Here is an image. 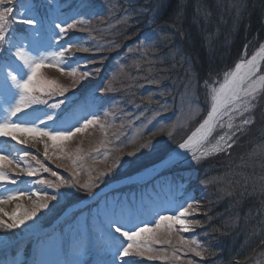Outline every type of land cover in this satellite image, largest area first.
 <instances>
[{
    "label": "rangeland",
    "instance_id": "1",
    "mask_svg": "<svg viewBox=\"0 0 264 264\" xmlns=\"http://www.w3.org/2000/svg\"><path fill=\"white\" fill-rule=\"evenodd\" d=\"M71 1L0 2V11L12 9L6 17L7 39L0 42V91L7 93L11 89L17 92L7 79L8 72L22 76L27 72L13 55L15 47L12 45L19 46L23 43V46L34 55H47L51 62L58 63L65 69L64 72H60L56 67H45L41 70L46 79L54 80L67 89L63 95L58 92L52 95L35 92V96L41 100L48 98V103L68 98L69 103L70 95L81 98L90 95L98 87L100 91L98 100L102 103L95 114L86 116L87 119L98 117L96 123L77 133L71 140L53 146L48 137L35 138L43 145V151L28 145V142H18L25 141L24 138H33L31 136L18 134V140L12 139L11 136H0L1 143L5 141L9 146L0 149V156L12 161L9 164L6 160L0 167V171L7 177L0 181V200L4 201L0 203L2 205L0 220L7 225L13 222L11 219L13 213L23 216L25 211H30L39 204L48 205L47 208H39L32 220L18 227L12 229L0 227V255H3L0 257V264L14 261L15 257H10L8 248L15 243V238L28 235L42 226H49L61 216L67 206L68 209L77 206V202L84 205L99 193L93 204L88 202L82 209L73 210L76 215H70L64 222L59 223L61 228L55 232L59 233V236L38 241V248L32 254L33 264H121L117 258L118 246L114 243L113 237L122 245L126 242L112 231L110 222L121 221V226L125 228L132 225L142 226L144 223L152 225L160 215L178 214L181 208H187L188 205H192V208L189 209L191 215L186 219L198 223H191L187 232L179 230L180 226L177 225L170 235L161 237L160 243L149 241L153 251H145L143 256H132L131 264L224 262L223 256L219 253L220 241L217 239L222 231L216 227L218 225L213 220H219L220 212L229 211L226 209L227 206L221 207V204L224 198L232 199L230 195L232 193L225 187L224 189L218 187L220 185L215 181L219 175L217 170L228 163L231 164L228 167L237 168L242 175H246L247 168V173H251L249 176L246 175L245 189L250 192L249 196L256 197L259 190V193L264 192L262 185L264 172L259 171V166L257 169V166L249 165L250 160L246 158L243 163L245 168L242 169L234 165L232 158L235 153L248 155L247 152L253 151L258 152L259 159L264 161V139L254 140L257 144H253L256 142H248L251 136L246 132L254 123V119L264 112V84L259 81L260 77H264V54L257 55L261 45H264V38L245 45L242 55L235 63L237 65L253 56L257 57L258 70L243 85L244 88L255 86L254 96H245L241 92L239 100L221 110V114L213 122L212 132L207 140L194 142L188 148L177 152L179 145L184 143L208 117L212 105L211 89L218 88L224 82L226 74L235 71V65L223 73L221 78H215L213 82L209 80L210 82L203 86L201 101L194 96L195 86L188 83L191 80L185 78L187 82H182V88L174 100L169 99L152 108L148 104L149 99H156L160 95V90L155 88L156 77L151 67H146L154 60L149 54V49L155 45L157 39H161L158 36L162 34L159 28L151 29L147 18L146 23L140 25L138 15L149 16L146 8L140 6L132 7L130 10L127 3L132 4L135 0H78L81 2V8L80 5L73 4L68 11L63 12L62 6L70 4ZM148 2L151 6V1ZM52 11L54 15H80L74 19L77 22L75 30L81 32L78 34L75 31L72 37L68 33L62 35L59 29L50 23L53 21L48 20ZM101 15L104 18H101ZM29 16L38 21L35 28L20 22ZM71 20L66 19L61 25L66 27L73 23ZM81 20L84 21L83 24L79 23ZM144 26H149L145 33L141 29ZM141 32L143 33L140 35ZM122 33L128 35L125 40L120 39ZM55 34L62 36V39ZM70 44L74 47L64 58L52 59V53L65 49ZM80 48H86L88 51L78 50ZM105 49L110 50L107 52ZM73 68L77 69L76 76L69 74ZM83 72H88L89 75L81 77L80 73ZM17 99L18 96L12 102L6 101L7 99L0 93V123L5 121L27 123L23 125L57 131L72 127L71 124L66 126L70 113L63 116L65 123L62 122L61 126L52 120L43 125L38 124L41 121L39 119L46 116L42 113L44 110L50 111L52 108L50 115L55 114L57 105H60L57 103L44 104L37 110L38 105L33 104L16 116H11L10 108ZM84 104L88 105V102ZM82 110L83 106L76 109L78 117L81 116ZM169 112H172L173 116L161 120ZM225 112L227 114H224ZM246 120L248 123H244ZM238 135L241 139H246L243 143L245 145L236 142ZM221 137L224 139L221 140ZM217 142L221 148L219 152L209 151L208 155L201 156V152L210 150ZM45 144L48 145L47 149ZM125 147L130 148L124 149ZM29 151H32V154L26 157ZM39 153L45 156L40 158ZM194 155L200 158L194 159ZM31 158L38 159L40 166L48 169L40 171L41 177L44 178H41L40 182L33 178V175H28ZM195 169L197 171L195 181L193 184H185ZM209 170L213 176L208 175ZM22 172L27 174L22 175ZM32 172L39 170L33 167ZM106 189L107 191L101 194V191ZM20 192L25 195L8 199L9 196H17ZM53 196L55 199H46ZM164 231L162 228L161 232ZM80 232L83 237L77 244L76 235ZM164 240H170L171 243H164ZM71 242V245L75 246L73 251L81 258L72 260L71 256H67L66 251H70V248L66 246ZM197 244L201 256L189 251ZM20 248L21 246L16 244L14 250L19 251ZM21 254L19 264H29L30 261L27 259L30 254L26 249ZM229 264H264V243L258 247L254 245L247 257L232 260Z\"/></svg>",
    "mask_w": 264,
    "mask_h": 264
},
{
    "label": "trees",
    "instance_id": "2",
    "mask_svg": "<svg viewBox=\"0 0 264 264\" xmlns=\"http://www.w3.org/2000/svg\"><path fill=\"white\" fill-rule=\"evenodd\" d=\"M148 1H151V6ZM71 3L79 6L81 2L72 0ZM127 5L130 10L132 7H145L149 16L138 15L140 25L145 24L147 18L151 29L159 28L162 34L158 36L161 39H157L155 45L149 49V54L154 60L146 67H151L156 77L155 88L160 90L156 99H149L148 104L152 108L169 99L174 100L182 88V82H187L185 78L191 80L188 83L195 86L194 96L201 101L203 86L221 78L223 73L233 68L245 45L264 38V0H135ZM62 7L64 9L66 6ZM101 18L104 16L101 15ZM148 28L149 26H144L141 29L145 33ZM75 31L78 34L81 32L73 28L67 33L72 37ZM127 36L122 33L120 39L125 40ZM263 114L264 112L254 119L252 128L247 129L246 132L253 137L251 140L250 137L248 142L264 139ZM167 116H173V113L169 112L161 120H165ZM236 140L240 145H245L243 143L246 139H241L240 135ZM257 141L253 144H257ZM126 148L130 147L124 149ZM247 153L248 155L235 153L232 156L234 165L244 169L243 163L247 158L250 160L249 165L257 166V169L259 166V171L264 172V161L259 159L258 152ZM228 165L231 164L225 163L223 168H218L219 175L215 180L220 189L225 187L232 193V199L224 198L221 204V207L227 206L229 211L220 212L219 220H213L218 225L216 227L222 231L217 239L221 246L219 253L225 260L216 264H229L232 260L247 257L254 245L258 247L264 243V192L259 193V190L257 196L251 198L250 192L245 189L246 175L251 173H247L246 168V175H242L239 169H231ZM208 175L213 176L210 170ZM196 176L195 169L185 184H193ZM261 177L263 178V175L260 176L262 180Z\"/></svg>",
    "mask_w": 264,
    "mask_h": 264
},
{
    "label": "snow or ice",
    "instance_id": "3",
    "mask_svg": "<svg viewBox=\"0 0 264 264\" xmlns=\"http://www.w3.org/2000/svg\"><path fill=\"white\" fill-rule=\"evenodd\" d=\"M4 2V0H0ZM11 2V0H8ZM12 12L11 8H6L4 11H0V42H5L7 37L5 35L6 28V17L7 14ZM24 25L31 26L35 28L38 24V21L29 16L20 21ZM77 22L68 24L66 27L61 24H56L55 27L59 29L61 34H66L69 29L76 27ZM79 23L83 24L84 21L81 20ZM12 47H15V52L13 55L18 61L21 62L24 69H27V72L24 73V76H19L14 72L7 73V79L11 81L12 86L17 90L18 99L15 104L10 108V115L16 116L17 113L23 112L25 109L29 108L33 104H42L46 103L34 95L35 92L46 93L52 95L53 93L58 92L63 95L67 91L62 85L58 84L54 80L46 79L41 70L45 67H56L60 72H64L65 69L61 67L58 63H53L47 55L39 54L34 55L30 50L26 49L21 43L19 46L13 44ZM74 45H68L67 48L61 49L58 52L51 54L52 59L55 58H64L66 53L70 52ZM80 51H88L86 48L78 49ZM264 54V45H261L260 52L257 55ZM256 56H253L251 59L246 61H241L235 65V71L226 74L224 82L220 84L218 88L213 87L211 89V111L208 114V117L200 124V126L185 140L184 143H181L179 147L181 149H186L189 145L194 142L199 143L207 140L209 135L212 132L213 122L221 114V110L228 108L234 101L240 99V93L243 92L245 96H254L256 91L255 86H249V88H244L243 85L245 82L258 70L256 63ZM70 75L76 76L77 69L73 68L70 70ZM81 77H87L88 72L80 73ZM260 83L264 84V77L259 78ZM246 103V102H245ZM59 105H57L58 107ZM234 110V109H232ZM224 114H227L225 112ZM49 120H52V116H48ZM98 117L93 116L91 119L85 118L81 124L78 126L69 128L68 130H48L46 128H40L37 126H25L23 124H18L15 122L5 121L0 123V136H11L12 139L18 140L19 135L31 136L34 139L39 137H48L53 142V146H56L57 143H62L68 140H71L77 133L83 132L89 126L94 125ZM248 123V121H244ZM231 127V124H229ZM221 140L224 138L221 137ZM18 142L24 143L26 141L18 140ZM146 146V145H145ZM48 145L45 144V149ZM221 150L219 142L216 145H213L210 150L201 152V156H206L211 152H219ZM47 155V152L45 153ZM194 159H199L200 157L195 156ZM8 160L5 156H0V167L3 166L4 161ZM8 163L11 164L12 161L8 160ZM48 171L47 168L44 169ZM32 170H28V175H32ZM56 175V173H52ZM7 179L4 172L0 171V180ZM13 183L15 181H12ZM41 183H48L47 181H41ZM66 183V182H65ZM51 186V184L49 185ZM85 187L87 185H84ZM25 193L20 192L17 196H9L8 199H16L20 196H24ZM46 199H55V197H46ZM3 200H0V203H3ZM46 203L39 204L37 207L33 208L30 211H25L23 216H17L15 213L12 214L11 219L12 223L5 225L4 221L0 220V227L6 226L8 229L18 227L19 225L24 224L28 220H32L39 208H47ZM192 208V205H188L187 208H181L178 214L171 215H160L158 219L154 221L152 225L144 223L142 226L132 225L131 227L125 228L122 227L121 221L110 222V228L112 231L126 242V244H120L119 241L115 240L113 237L114 243L117 247V258L121 261V264H131L130 258L132 256H143L144 252H151L153 249L149 246V241L152 243H160L162 236L170 235L171 232L176 228L177 225L180 226L179 230L187 232L189 231V225L191 223H198L196 221H190L186 219L187 216L191 215L189 209ZM2 211V209H0ZM165 229L164 232H161V229ZM164 243H171L170 240H164ZM195 244L196 242L193 241ZM196 247L190 248L189 251H192L196 256H201V251H198ZM150 259L159 258V257H149ZM178 258V257H177ZM191 264V262H190Z\"/></svg>",
    "mask_w": 264,
    "mask_h": 264
},
{
    "label": "bare ground",
    "instance_id": "4",
    "mask_svg": "<svg viewBox=\"0 0 264 264\" xmlns=\"http://www.w3.org/2000/svg\"><path fill=\"white\" fill-rule=\"evenodd\" d=\"M112 82V81H111ZM161 103H162V100H161ZM24 140L26 141V142H28V144L30 145V146H32V147H34V148H38L39 150H41V151H43L44 149H43V145L42 144H40V142L38 141V140H36V139H34V138H30V139H27V138H24ZM23 173V172H22ZM21 173V174H22ZM27 173H23L22 175H26ZM33 178H35V179H37L39 182H40V180H41V173H40V171L39 172H35V173H33V176H32ZM42 179H44V178H42ZM34 183H35V181H34ZM2 205H0V207H1ZM1 213H2V211H0Z\"/></svg>",
    "mask_w": 264,
    "mask_h": 264
},
{
    "label": "water",
    "instance_id": "5",
    "mask_svg": "<svg viewBox=\"0 0 264 264\" xmlns=\"http://www.w3.org/2000/svg\"><path fill=\"white\" fill-rule=\"evenodd\" d=\"M181 150H183V149H181V148L179 147V148L177 149V152H178V151H181Z\"/></svg>",
    "mask_w": 264,
    "mask_h": 264
}]
</instances>
